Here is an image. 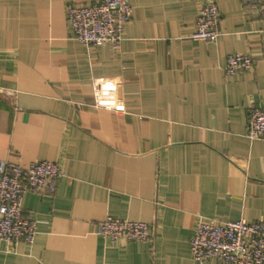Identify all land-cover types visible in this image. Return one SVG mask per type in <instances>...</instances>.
Returning <instances> with one entry per match:
<instances>
[{
    "label": "crops",
    "instance_id": "crops-1",
    "mask_svg": "<svg viewBox=\"0 0 264 264\" xmlns=\"http://www.w3.org/2000/svg\"><path fill=\"white\" fill-rule=\"evenodd\" d=\"M96 1L0 0V161L67 174L24 194L34 241H0V264H195L198 216L264 222V142L246 137L249 108L264 104V17L214 0L221 36L193 43L202 0H129L119 48H87L67 8ZM234 53L253 69L227 75ZM108 216L153 238L103 239Z\"/></svg>",
    "mask_w": 264,
    "mask_h": 264
},
{
    "label": "built area",
    "instance_id": "built-area-1",
    "mask_svg": "<svg viewBox=\"0 0 264 264\" xmlns=\"http://www.w3.org/2000/svg\"><path fill=\"white\" fill-rule=\"evenodd\" d=\"M243 5L264 17V0H240ZM129 0H98L72 3L67 8V21L72 37L87 48L111 45L119 48L131 19ZM264 37V29L261 30ZM221 36L220 13L214 0H202L189 39L193 43L216 41ZM254 67L250 54L234 53L226 57L224 71L229 76L249 72ZM246 137L264 142V104L248 110ZM67 174L61 165L49 160L34 161L27 166L0 161V241L12 246L32 244L36 235L35 221L22 209L26 193L54 192L57 182ZM95 234L114 243L145 242L153 238L151 225L144 222L106 217ZM191 260L204 264L216 259L221 264H264V222L218 220L198 216L189 241Z\"/></svg>",
    "mask_w": 264,
    "mask_h": 264
}]
</instances>
